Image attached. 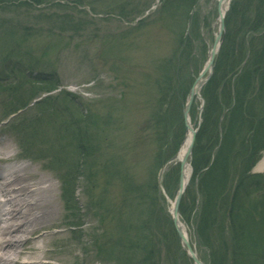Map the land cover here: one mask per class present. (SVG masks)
<instances>
[{
	"label": "rangeland",
	"instance_id": "374dc122",
	"mask_svg": "<svg viewBox=\"0 0 264 264\" xmlns=\"http://www.w3.org/2000/svg\"><path fill=\"white\" fill-rule=\"evenodd\" d=\"M61 1L65 3L64 7H48L28 0L32 4L31 11L18 6L0 9V57H5L8 53L6 49L15 48L18 56L24 60L31 57L38 68L44 63L47 67L45 72L52 74L54 71L63 89L77 96L75 105L89 108L94 123H98L95 130L99 131L95 136L92 133L94 128L85 126L83 134L89 149L85 160L80 158V152L76 153L73 146L65 149L68 155L58 154L62 158L67 157L64 161L74 164L77 174L85 175L78 176L77 199L67 202L62 200L58 179L61 211L52 228L54 237L48 244V249L55 254L50 259L56 264H117L115 257L118 249L113 247L120 245L121 242L116 241L125 236V232L121 231L128 222L138 219V226L144 222L150 226L147 216L151 209L156 210L155 213H162L160 209L170 213L174 201L172 196L177 187L173 180L168 183L173 195L166 188H160L161 185L159 190L155 187L156 183L159 185L164 180L163 176L159 178L157 170L160 157L167 153L170 146L164 145L162 136L155 131V116L164 108L162 91L174 83L169 79L170 69L183 62L185 67L181 69V81L185 79L189 82L187 68L191 66L194 72L195 68L202 71L208 61L219 30L218 0H199L190 15L192 18L196 16L194 22L192 18L188 21V16L184 14L177 16L168 11L156 14L161 0H134L141 13L135 11L128 16L131 19L121 15L120 9H112L114 3L124 0ZM239 2L241 7L245 3L244 0ZM147 5L152 6L150 15L145 14ZM56 13L59 17L67 15L78 21L84 29L59 32L49 28L50 22L33 20L46 14L55 16ZM190 38L192 42L187 44ZM0 69L4 67L0 66ZM198 105H201L199 100L196 107ZM6 115H0V120ZM193 117V121L198 119V113L195 116L193 113ZM17 119L20 120V116ZM9 125V122L0 124V148L9 145V155L13 156L12 160H0L3 165L10 164L16 156L23 162H31L34 167L38 165L40 172L52 176L56 182L58 175L43 168L44 159L22 158L17 141L8 131ZM36 130L39 132V129ZM92 135L94 139L90 137ZM47 140L34 136L25 153L34 157L53 155L58 151L53 150L56 139L47 137ZM46 146L49 149L42 155L39 147L43 150ZM84 153L87 154L86 149ZM84 161L87 162L86 168ZM168 169L169 166L165 170ZM80 181L87 188L81 187ZM84 189L88 192H83ZM159 195L160 201L155 205ZM72 201L76 203L75 217H69L71 211H66V206ZM93 202L96 206L98 202L104 203L105 207H92ZM117 210L124 212L122 217ZM155 213L153 220L165 222L163 214L158 217ZM168 222L161 230L170 233L172 230ZM80 223L83 225L79 226ZM187 230L195 250L202 253L195 240L193 225L187 224ZM96 235L98 239L93 242ZM106 240L110 244H106ZM170 241L173 252H183L177 235L172 236ZM185 257L181 259L184 264H193L187 255Z\"/></svg>",
	"mask_w": 264,
	"mask_h": 264
},
{
	"label": "trees",
	"instance_id": "16d2710c",
	"mask_svg": "<svg viewBox=\"0 0 264 264\" xmlns=\"http://www.w3.org/2000/svg\"><path fill=\"white\" fill-rule=\"evenodd\" d=\"M33 1L48 7L65 6V3L56 0ZM197 1L163 0L157 13L161 15L168 11L177 16L184 14L189 21ZM239 1L235 0L229 12L227 31L215 62L214 74L203 88L206 105L204 123L194 143L193 179L179 207L182 219L195 229L196 240L203 251L202 259L211 264H264V174L250 172L264 150V0H244L246 4L243 2L245 5L242 7ZM129 2L114 3L112 9H120L121 15L131 19L128 17L130 14H135V11L140 14L141 10H138L134 0ZM17 5L26 9L32 6L28 0H0V7ZM131 9L134 10L132 13ZM36 20L39 23L50 22L49 28L59 32L84 29L78 21L67 15L59 17L58 13L55 16H39ZM195 20L194 15L192 21ZM191 39L186 43L192 42ZM182 64L170 69L169 79L174 83L162 91L164 108L155 116L157 134L161 130L164 145H171V149L160 157L159 165L172 157L180 146L185 130L182 112L184 100L189 94L193 77L201 70L195 68L194 72L191 66L188 67L190 81L184 79L182 82L181 69L185 67ZM34 77L31 85L28 80H21L18 85L0 80V90L6 95L10 113L27 108L40 95L60 85L55 73L39 72ZM74 100L75 96L66 90L57 96H45L34 102L36 112L32 117L24 116L33 135L35 125V128L41 129V138L57 136L60 140L53 148L58 151L47 156L45 161H56V170L69 165L64 174L65 180L73 178L75 166L70 161H64L67 157H60L59 152L61 156L68 155L65 149L73 146L76 153L80 152V158L85 160L89 151L83 134L85 126L94 128V136L99 131L95 130L98 123H94L90 109L84 111L75 105ZM170 134L173 145L169 141ZM93 135L90 136L92 139ZM161 145L163 148L164 145ZM48 149L49 146L45 148ZM35 158L44 159L39 156ZM86 163L84 161V168ZM172 173L169 177H174L177 184L179 168L175 167ZM167 188L171 189L169 184ZM158 203V199H155V205ZM160 210L162 213L150 210L147 216L150 226L145 222L138 226V219L130 223L127 221L129 225L127 223L121 231L125 232V236L116 241H120V245L113 247L118 249L115 257L117 264H184L181 259L186 258V253L177 254L170 247L172 236H176L171 217L163 209ZM118 212L120 216L124 213ZM154 213L158 217L163 214L165 222L153 220ZM167 220L172 230L170 233L161 230ZM108 240L106 244H110Z\"/></svg>",
	"mask_w": 264,
	"mask_h": 264
},
{
	"label": "bare ground",
	"instance_id": "6f19581e",
	"mask_svg": "<svg viewBox=\"0 0 264 264\" xmlns=\"http://www.w3.org/2000/svg\"><path fill=\"white\" fill-rule=\"evenodd\" d=\"M227 7V2L222 3V12ZM187 134L180 159L184 158L193 138L191 130ZM9 148V145L0 148V159L12 160ZM21 160L15 156L10 164L0 167V264H56L50 259L55 254L48 249V244L54 237L52 228L61 211L58 179L67 170L58 169L55 182L52 176L40 172L38 165L34 167L31 162ZM184 166L186 182L192 167L188 160ZM259 168L264 169V157ZM97 239L96 235L92 240ZM186 239L191 242L189 233Z\"/></svg>",
	"mask_w": 264,
	"mask_h": 264
},
{
	"label": "water",
	"instance_id": "95a60500",
	"mask_svg": "<svg viewBox=\"0 0 264 264\" xmlns=\"http://www.w3.org/2000/svg\"><path fill=\"white\" fill-rule=\"evenodd\" d=\"M219 15H220V25H221V31L219 32V34L217 35V38H216V41L213 45V49L210 53V60L208 62V64L206 65V67L204 68V72L206 71H211L212 70V66H213V62H214V57L216 55V53L219 51L220 49V42H221V39H222V31L224 30L225 28V25H224V19H225V15L221 12V9L219 8ZM203 72V73H204ZM202 73V74H203ZM202 74L199 75V77H197L196 79V82L194 83V85L192 86V89H191V93H190V96L188 98V103L184 109V112H185V120H186V123H188V119H189V111H190V106L192 104V100L195 98L196 95H199L200 92H201V89H202V86L208 81V78H205V79H202ZM200 124L202 123L201 120H199ZM187 127L189 128V125H187ZM192 132L194 133V136H196V132H197V129H192ZM192 145H190L186 155L187 156H191V153H192V149H193V142L191 143ZM185 164V158L184 160L181 162V175H180V182H179V191L177 193V196H176V200H175V203L173 205V220H174V225H175V229L178 230V233H179V237H180V240L181 241H186V245L188 247V251H190V255L192 257V259L197 263V264H207L203 261H201L200 259H198L196 253L193 251L191 245H190V242L189 240L186 239V234H185V231L183 230V226L180 222V219H179V204L182 200V196L186 190V182L184 181V176H183V170L185 168L184 166Z\"/></svg>",
	"mask_w": 264,
	"mask_h": 264
}]
</instances>
